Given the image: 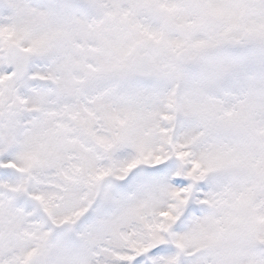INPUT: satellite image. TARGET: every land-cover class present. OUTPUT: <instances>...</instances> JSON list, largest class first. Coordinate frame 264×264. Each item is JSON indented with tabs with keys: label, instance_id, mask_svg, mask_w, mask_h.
I'll list each match as a JSON object with an SVG mask.
<instances>
[{
	"label": "snow or ice",
	"instance_id": "snow-or-ice-1",
	"mask_svg": "<svg viewBox=\"0 0 264 264\" xmlns=\"http://www.w3.org/2000/svg\"><path fill=\"white\" fill-rule=\"evenodd\" d=\"M0 264H264V0H0Z\"/></svg>",
	"mask_w": 264,
	"mask_h": 264
}]
</instances>
